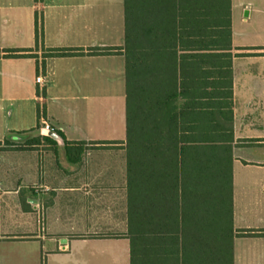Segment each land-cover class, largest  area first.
Segmentation results:
<instances>
[{
  "label": "crops",
  "instance_id": "0c3cea01",
  "mask_svg": "<svg viewBox=\"0 0 264 264\" xmlns=\"http://www.w3.org/2000/svg\"><path fill=\"white\" fill-rule=\"evenodd\" d=\"M232 10L234 264H264V0ZM124 44V0H0V264H131L126 138L98 134L101 98L126 82ZM44 121L65 140L33 136ZM174 239L205 264L193 258L209 242Z\"/></svg>",
  "mask_w": 264,
  "mask_h": 264
},
{
  "label": "trees",
  "instance_id": "16d2710c",
  "mask_svg": "<svg viewBox=\"0 0 264 264\" xmlns=\"http://www.w3.org/2000/svg\"><path fill=\"white\" fill-rule=\"evenodd\" d=\"M124 6L131 264H187L176 236L210 243L193 259L234 264L232 0Z\"/></svg>",
  "mask_w": 264,
  "mask_h": 264
},
{
  "label": "rangeland",
  "instance_id": "374dc122",
  "mask_svg": "<svg viewBox=\"0 0 264 264\" xmlns=\"http://www.w3.org/2000/svg\"><path fill=\"white\" fill-rule=\"evenodd\" d=\"M238 30H243L244 26H237ZM237 30V31H238ZM239 40V39H238ZM126 82L124 81L122 88L116 89V95L112 97L105 96L101 98L102 104L99 106L98 116L102 118L104 127L98 131V134L107 138H126V117H127V105H126ZM13 94H8V97H12ZM7 114L11 123L26 122L28 119L27 107L18 109L11 106V102H7ZM13 109L16 110L13 112ZM44 128H40L33 136L44 135ZM97 134V135H98ZM15 145V144H14ZM9 148H13L12 144H8Z\"/></svg>",
  "mask_w": 264,
  "mask_h": 264
},
{
  "label": "built area",
  "instance_id": "2783aa9c",
  "mask_svg": "<svg viewBox=\"0 0 264 264\" xmlns=\"http://www.w3.org/2000/svg\"><path fill=\"white\" fill-rule=\"evenodd\" d=\"M43 82H44V79L42 77H39V83H43ZM43 127L46 130H52L51 126L46 121L43 122Z\"/></svg>",
  "mask_w": 264,
  "mask_h": 264
},
{
  "label": "water",
  "instance_id": "95a60500",
  "mask_svg": "<svg viewBox=\"0 0 264 264\" xmlns=\"http://www.w3.org/2000/svg\"><path fill=\"white\" fill-rule=\"evenodd\" d=\"M246 14H247V12H246ZM48 135L53 137V138H55V139H57V140H59V138H60L59 135L56 134L55 132H49Z\"/></svg>",
  "mask_w": 264,
  "mask_h": 264
}]
</instances>
